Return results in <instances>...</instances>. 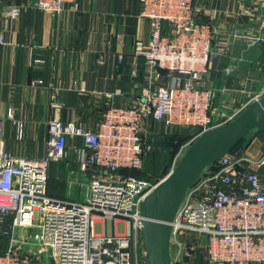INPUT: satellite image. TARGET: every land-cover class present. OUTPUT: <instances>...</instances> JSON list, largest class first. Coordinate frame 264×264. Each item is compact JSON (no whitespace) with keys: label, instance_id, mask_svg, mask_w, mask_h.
I'll return each instance as SVG.
<instances>
[{"label":"built area","instance_id":"2783aa9c","mask_svg":"<svg viewBox=\"0 0 264 264\" xmlns=\"http://www.w3.org/2000/svg\"><path fill=\"white\" fill-rule=\"evenodd\" d=\"M32 6L61 14L79 0H32ZM150 39L133 55L144 60L141 94L110 106L95 127L53 118L37 158L10 153L0 122V264H149L142 235V205L156 184L138 178L150 150L153 123L166 132H190L173 168L202 134L237 117L264 88L238 109L219 114L217 92L209 85L214 32L197 19L193 0H140ZM1 7V0H0ZM5 14L20 15L10 8ZM264 25V22L261 26ZM264 43V36L252 38ZM0 37V44H5ZM229 72L227 68L225 70ZM138 73L137 68L132 76ZM52 105L63 107L55 96ZM14 119V109L8 110ZM25 124L16 121V137ZM76 164L87 175L82 200L48 194L52 162ZM243 147L208 167L189 188L171 222L172 264H264V182L258 164ZM172 168V169H173ZM106 222L112 231H105ZM2 240V241H1Z\"/></svg>","mask_w":264,"mask_h":264},{"label":"crops","instance_id":"0c3cea01","mask_svg":"<svg viewBox=\"0 0 264 264\" xmlns=\"http://www.w3.org/2000/svg\"><path fill=\"white\" fill-rule=\"evenodd\" d=\"M31 2L1 0L0 37L6 43L0 44V122L10 153L37 158L49 120H75L92 129L110 106L128 104L141 94L144 60L133 51L138 41L150 39V24L141 16L140 0H79L77 7L65 4L61 14L37 9ZM193 3L197 19L212 24L215 57L209 85L217 92L216 111L226 115L264 88V43L252 41L264 36V0ZM10 8L20 9V15L7 16ZM52 96L63 107H54ZM10 108L14 119L8 116ZM18 120L25 124L21 141L16 137ZM242 147L252 159H260L264 129ZM257 166L264 182V163ZM79 174L81 181L87 180ZM81 181H68L57 198L81 200Z\"/></svg>","mask_w":264,"mask_h":264},{"label":"water","instance_id":"95a60500","mask_svg":"<svg viewBox=\"0 0 264 264\" xmlns=\"http://www.w3.org/2000/svg\"><path fill=\"white\" fill-rule=\"evenodd\" d=\"M264 129V95L251 102L232 121L208 130L184 152L176 166L159 181L142 205V235L149 264H172L169 250L171 222L187 191L202 173L244 140L248 147L254 130Z\"/></svg>","mask_w":264,"mask_h":264},{"label":"rangeland","instance_id":"374dc122","mask_svg":"<svg viewBox=\"0 0 264 264\" xmlns=\"http://www.w3.org/2000/svg\"><path fill=\"white\" fill-rule=\"evenodd\" d=\"M256 132L257 130L253 131V133ZM146 136L148 143L150 145V150L146 154L147 158H149V161L147 162L148 171L146 173V178L151 184L154 185L157 184L159 181H161L172 170L173 163L177 155V151L175 152V149L176 150L179 149L178 140H179V136L181 135H178L175 132L172 133L166 132L160 123H153L150 126V132L147 133ZM170 142L173 144L174 150L172 149V159L169 160V157L167 159L168 156L167 154H169L168 148ZM154 153H158L159 159L153 156ZM70 159H72V155L69 153L64 161H58V162L55 161L50 164L49 173H48L49 174L48 192L52 193L53 190L55 189L58 191L57 187L59 183H62V185H60V187L62 188L60 193L62 192L64 193L67 186L69 185L68 181H71L72 184H74L75 181L76 182L78 181V183L79 180L81 181V176H79L81 170L76 164L68 165ZM156 159L157 161H155ZM69 177H71V180L69 179ZM86 184H87V180L84 179L83 181L80 182V185H78L79 188L84 186L82 188L84 189L83 197L86 192V188H85ZM82 199L83 198H81V200ZM105 231L107 233L114 231V230L112 231V224L110 222H106ZM6 239L7 238L4 237L3 241L1 240L2 242H0V247H5Z\"/></svg>","mask_w":264,"mask_h":264},{"label":"trees","instance_id":"16d2710c","mask_svg":"<svg viewBox=\"0 0 264 264\" xmlns=\"http://www.w3.org/2000/svg\"><path fill=\"white\" fill-rule=\"evenodd\" d=\"M263 130V129H262ZM259 131H261V130H257V132H259ZM176 134H178V135H181V136H179V140H178V146H179V149L178 150H176L175 149V152L177 151V153L179 152V150H180V148H181V146L189 139V137H190V132L189 131H186V130H180L179 132H175ZM169 140V139H168ZM243 144H244V140L243 141H241L240 143H239V145L236 147V148H240V147H242L243 146ZM176 147V146H175ZM235 148V149H236ZM172 149L174 150V148H173V144L170 142L169 143V148H168V150H169V154H167L168 156H167V159H168V157H169V160L170 159H172ZM153 156L154 157H156L157 159H159V156H158V153H154L153 154ZM157 159L155 160V161H157ZM149 161V158H147V155L145 156V160H144V168H143V171H138V172H134L135 173V175L138 177V178H142V179H146V180H148L147 178H146V173H147V171H148V169H147V162ZM171 164V163H170ZM169 164V165H170ZM60 185H62V183H59V185H58V191L55 189V190H53V192L51 193V192H48V194L50 195V196H52V197H57V196H59L60 195V191L62 190V188L60 187Z\"/></svg>","mask_w":264,"mask_h":264}]
</instances>
